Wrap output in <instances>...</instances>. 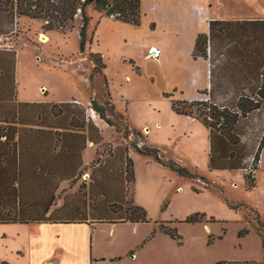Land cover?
<instances>
[{
  "label": "rangeland",
  "instance_id": "obj_1",
  "mask_svg": "<svg viewBox=\"0 0 264 264\" xmlns=\"http://www.w3.org/2000/svg\"><path fill=\"white\" fill-rule=\"evenodd\" d=\"M213 5L208 12L214 11L212 15L215 18L242 19L254 14L264 15V4H258L257 8L247 7L248 4ZM87 10L91 20L84 49L80 47L79 29L67 33L45 31L42 21L29 17H21L13 33L0 35V49L10 48L17 52L20 97L46 99L47 96L51 100H58L79 94L105 101L110 90L118 108L122 109L121 96L127 94L133 124L141 128L148 125L151 128L148 140L164 151L166 159L173 158L202 176L185 178L169 166L136 154L132 157L135 182L130 181L132 167L126 175L128 181H125L122 160L114 144H108L99 149V160L108 161L105 172L101 174V185L96 190V193L98 190L105 193L103 199L99 200L103 202L102 211L93 208L90 214L95 217L103 212L105 220H112L121 217L123 214L119 210L133 201L144 206L151 221L145 223L143 228L152 231L157 228L160 231L152 244V264H243L231 263L235 259L256 260L255 264H264L262 242L255 229V209L264 220V167L255 170L258 181L256 189L248 190L244 175L249 170L210 169L209 133L202 123H188L184 116L173 117L170 122L168 120L171 101L164 96V91L173 93L175 98H187V95L193 94L196 98H208L204 90L210 87L209 60L192 58L191 65L196 75L190 78L183 73L190 67L188 50L183 49L175 33L168 30L175 24L167 23L157 11L147 12L142 26L129 31L110 21L103 20L99 25L105 17L115 18L99 12L93 4ZM153 19L158 21L156 30L150 27ZM153 42H159L166 48L161 61L146 56ZM98 50L104 54L107 63L105 73L110 81L109 88L104 74L95 70L96 64L90 56V52ZM129 56L138 61L142 67L136 63L140 67L136 68L144 74L133 76L132 82L127 85L126 75L132 71L123 57ZM2 82L0 80V88L4 86ZM147 102L153 105L155 112L148 108ZM263 118L264 113L257 114L255 122L259 124ZM157 121L161 123V128H157L160 124L156 127ZM188 124H191V133L185 137L183 133ZM148 132L143 131V134L147 136ZM107 134L111 138L119 136H111L110 130ZM142 139L134 135L132 141L143 142ZM110 150H113L112 155ZM252 161L249 160V168ZM94 169L88 170L89 177L84 173L78 181L62 182L54 206L63 205L64 199L68 200L70 207L80 204L85 192H88L92 175L100 174ZM89 202L94 204L93 201ZM197 212L206 214L202 222L185 221ZM211 217L215 220H211ZM161 223L177 226L183 243L179 244L169 234L162 232L159 229ZM15 227L1 225L0 241L7 236L3 231ZM244 227H249L252 232L239 237L238 233Z\"/></svg>",
  "mask_w": 264,
  "mask_h": 264
},
{
  "label": "trees",
  "instance_id": "obj_2",
  "mask_svg": "<svg viewBox=\"0 0 264 264\" xmlns=\"http://www.w3.org/2000/svg\"><path fill=\"white\" fill-rule=\"evenodd\" d=\"M90 4L116 20L142 24V0H0V35L13 33L19 19L29 17L42 21L45 31L67 33L79 29L80 47L84 49L91 20L87 10ZM192 55L194 59L210 62V87L204 90L208 98H175L173 93L163 94L170 99L174 112L193 117L209 129L210 169H247L246 187L254 190L258 186L255 170L264 167V118L259 124L255 122V116L264 113V18L211 19L209 30L197 35ZM90 56L96 64L95 70L104 74L107 64L103 55L92 51ZM16 67V50L0 49V80L4 84L0 88V223L150 222L146 208L135 201L121 208L123 215L117 219L105 220L100 211L95 217L90 214L93 208L102 211L103 202L99 200L105 196L102 190L96 193L108 162L99 160V150L90 170L96 167L94 171L100 174L92 175L80 204L70 207L64 199L61 207L54 206L60 184L78 181L88 171L83 166V151L88 143H100L104 138L101 129L88 117L87 108L80 103L19 101ZM105 79L109 88L106 75ZM107 96L105 101L91 97L90 107L124 138L115 151L124 165L125 181L132 167L130 181L135 182L131 148L169 166L182 177L202 178L187 165L166 159L159 146L148 142L143 131L131 125L127 113L117 109L110 90ZM134 135L144 141H132ZM109 152L113 154V150ZM250 159L253 161L249 168ZM255 211V229L264 252V220ZM205 216L197 212L185 221L202 222ZM170 223H161L159 229L182 244L178 227ZM157 231L155 228L144 243ZM250 231L244 227L238 235L243 237ZM241 262L255 264L256 260L231 261Z\"/></svg>",
  "mask_w": 264,
  "mask_h": 264
},
{
  "label": "crops",
  "instance_id": "obj_3",
  "mask_svg": "<svg viewBox=\"0 0 264 264\" xmlns=\"http://www.w3.org/2000/svg\"><path fill=\"white\" fill-rule=\"evenodd\" d=\"M211 4H214L213 6H215V4H248L247 7L257 8L259 7L258 4H264V0H142L143 17L149 11H157L158 14H160V16L163 17L167 23H174L175 25L178 23L176 26H172V28L168 27V30L174 32L175 37L181 43L182 48L188 50L190 67L186 70H183V73H187L190 78H194L197 73L191 65V60L193 58L192 53L195 46L196 37L201 32H207L209 30L210 20L215 19V17H213L212 15L214 11L212 13L208 12V9L211 8ZM246 18H264V15L254 14ZM103 20L116 23L121 27H125L129 31H133L134 29L141 27L143 24V18L142 24L137 26L122 22L120 20L105 17L100 21L99 25ZM150 27L152 30H156L158 27V21L156 19H153L150 23ZM189 34H191L192 40L189 42L188 47L186 48L184 47L183 43L185 39L189 37ZM153 48H156V50L160 51V55L156 58H158V61H161L160 58L165 52V46L159 42L151 43L146 53V56L148 58L155 57L151 55V50ZM97 52H100L104 58V54L101 51L98 50ZM123 60L130 64L132 71L130 74L126 75V84L129 85L133 80V76H142L144 73L139 72V69L136 68L142 66L134 57H123ZM136 63L139 66L136 65ZM18 68L19 66L17 60L16 81L19 72ZM106 68L104 69V76L106 75ZM151 79L154 80V77H151ZM18 86L19 82L17 81V98L19 101H74L84 105L87 108L88 117H90L94 121V123L101 129L104 138L100 143L90 141L88 143V146L84 149L83 166L88 168V170H90L92 163L98 157V150L100 148H104L108 144L112 143L114 144V146L123 143L124 138L122 134L118 133L112 126H110L104 119H102L94 109L90 107L91 97L93 96L90 95L88 97L87 95L85 97H82L79 94H74L69 98L58 100H51L47 96H45L46 99H27L20 97ZM126 95L121 96L124 106L122 109H119L116 103V98L112 94L117 109L119 111L126 112L131 125L136 127L131 121L129 113L130 111L128 106L130 104V97L127 95V98ZM187 98L193 99L196 97L195 94H193L187 95ZM147 106L150 109L152 108L151 110H153V112L156 111L150 102H147ZM176 116H184L188 119V123H190V121H192L193 123H202L201 121L193 117L177 114L172 109L168 114L169 122L172 121L173 117ZM157 124H160V127H157ZM188 125L189 126L186 128V131L183 133V136L185 137L188 136L189 133H191L189 131L191 124ZM147 126L148 125H145L142 128H136L142 131H149L146 136L148 140L149 135L151 134V128ZM161 126V123L157 121L156 127L161 128ZM108 130L111 131V136L116 134H119V136L117 135L116 138L108 137ZM206 132L210 134L208 128L206 129ZM208 141V150L210 152L209 138ZM148 142L150 141L148 140ZM129 154L131 157H133L136 154L140 153L131 148ZM145 157H148L151 160L155 161L152 157ZM89 176L90 173L87 171L86 177ZM61 206L62 205L59 204L55 207ZM145 223L147 222L90 221L83 223H65L44 221L29 223H0V226H16L15 228H11L10 230L8 229L6 231H3V233H7V236L6 239L0 241V263L3 261H7L10 264H152V244L154 242V239L159 235L160 231H157L154 237L144 243V241L150 236L152 232V230L150 229L143 228V225ZM251 232L252 231H250V233Z\"/></svg>",
  "mask_w": 264,
  "mask_h": 264
},
{
  "label": "bare ground",
  "instance_id": "obj_4",
  "mask_svg": "<svg viewBox=\"0 0 264 264\" xmlns=\"http://www.w3.org/2000/svg\"><path fill=\"white\" fill-rule=\"evenodd\" d=\"M192 40V37H191V34H189V37L187 38V39H185V41H184V47H188V44H189V42ZM154 50H156V49H154ZM154 53H155V55H157V53L154 51Z\"/></svg>",
  "mask_w": 264,
  "mask_h": 264
},
{
  "label": "built area",
  "instance_id": "obj_5",
  "mask_svg": "<svg viewBox=\"0 0 264 264\" xmlns=\"http://www.w3.org/2000/svg\"><path fill=\"white\" fill-rule=\"evenodd\" d=\"M154 49H156V48H153V49L151 50V55H152V56L155 55V54H154ZM155 52L157 53V55H156L155 57H158V56L160 55V51H159V50H156ZM153 54H154V55H153Z\"/></svg>",
  "mask_w": 264,
  "mask_h": 264
},
{
  "label": "water",
  "instance_id": "obj_6",
  "mask_svg": "<svg viewBox=\"0 0 264 264\" xmlns=\"http://www.w3.org/2000/svg\"><path fill=\"white\" fill-rule=\"evenodd\" d=\"M154 51H156V50H154ZM51 264H53V263H51Z\"/></svg>",
  "mask_w": 264,
  "mask_h": 264
}]
</instances>
